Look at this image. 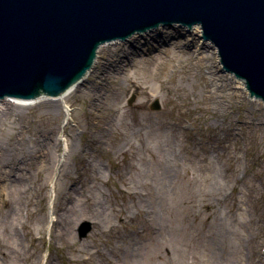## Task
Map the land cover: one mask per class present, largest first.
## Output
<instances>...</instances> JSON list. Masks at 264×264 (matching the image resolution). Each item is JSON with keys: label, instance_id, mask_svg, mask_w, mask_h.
Returning <instances> with one entry per match:
<instances>
[{"label": "rangeland", "instance_id": "obj_1", "mask_svg": "<svg viewBox=\"0 0 264 264\" xmlns=\"http://www.w3.org/2000/svg\"><path fill=\"white\" fill-rule=\"evenodd\" d=\"M175 26L162 27L169 37L161 44L160 64L149 62L151 38L133 42L139 56L125 62L127 74L106 84L112 108L120 110L111 118V108L92 104L99 85L94 72L64 103L6 107L0 146L8 154L13 147L26 149L9 159L26 158L29 173L21 182L27 191L20 201L25 225H18L17 264H207L211 258L218 264H264V105L220 72L219 57L207 52L198 63L192 56L174 57L176 46L194 40L188 27ZM172 40L176 46L167 52ZM96 69L100 74L102 60ZM211 72L226 80L218 106L205 90ZM155 101L160 110L151 109ZM50 142L52 152L43 147ZM43 150L51 159L40 157ZM57 159L69 160L66 173L54 169ZM87 164L100 169L96 179ZM77 177V185L100 189L96 199L113 214L74 219L73 237L59 239L53 222L57 209L65 211L58 204L67 202ZM82 206L92 209L94 202ZM123 214L126 224L119 220ZM85 221L93 228L81 238ZM130 240L140 246L138 258L129 252ZM96 249L100 253L91 261H81Z\"/></svg>", "mask_w": 264, "mask_h": 264}, {"label": "water", "instance_id": "obj_2", "mask_svg": "<svg viewBox=\"0 0 264 264\" xmlns=\"http://www.w3.org/2000/svg\"><path fill=\"white\" fill-rule=\"evenodd\" d=\"M174 21L200 23L224 66L264 100V0H0V100L58 96L101 44Z\"/></svg>", "mask_w": 264, "mask_h": 264}, {"label": "bare ground", "instance_id": "obj_3", "mask_svg": "<svg viewBox=\"0 0 264 264\" xmlns=\"http://www.w3.org/2000/svg\"><path fill=\"white\" fill-rule=\"evenodd\" d=\"M175 29H181L177 26H175ZM203 30L200 25H194L192 27V30L190 32V36H193L194 40H191L186 47H178L175 45V42L169 41L167 46H169L166 51L168 52L171 48L174 49V57L177 56H192L195 57L193 60V63H198L201 60H205L209 55L208 53H211L215 55L216 57H219L220 55L217 54L218 47L217 44L213 43H204L201 42V34ZM168 31L165 30L164 28H158L154 30V33L152 34H144V36H137L134 34L128 41L122 42L120 40H115V41H110L104 44H101L98 47V54L95 59L94 65L90 72H88L83 80L78 81L76 84L72 85L69 89L64 91L63 93L60 94V96L55 97V98H46L44 96H41L39 99L35 101H23V100H14V99H4L0 102V120L2 119V116L4 115L5 109L8 105L11 104H19L20 106H32L38 102H43L46 100L50 101H55L54 103L58 105L60 102H65L66 98L70 96L77 88H79L83 83L87 80L89 76L92 75V73H97V79H98V90L97 94L94 95V99L92 101L93 106L95 107H108L111 108L112 111L110 114H108L111 117L117 115L120 113L118 105L112 108L111 104L114 99L110 96L111 90H109V87L106 85H110V82L113 80L119 79L123 74H127L128 69L126 67V63L130 61L133 58H136L139 53V51L136 48H133L134 43L136 41H140V38H145V35L151 38L154 43H151L150 40H147L146 43L147 45L153 46L154 50L152 51L151 54L148 55L149 62L151 63H157L160 64L162 63V57L159 56L161 55L159 51L162 49H165L162 43H166V39L169 37L168 36ZM199 37V39H198ZM151 40V41H152ZM174 45V47L172 46ZM171 46V48H170ZM165 51V52H166ZM124 52V57L123 59H116L115 57L121 53ZM210 54V55H211ZM211 55V56H213ZM183 59V58H182ZM100 60H102V69L101 73L98 74L97 72V64L100 63ZM183 62V61H181ZM222 64V63H221ZM221 64L219 63V66L221 67ZM146 75L152 76L151 70H147ZM209 81L210 84L205 85V90L208 93V96L215 102L213 104L215 106L220 105L222 100L225 98V94L222 92L221 87L226 81L222 76L219 74H214L210 73L209 74ZM227 79H232L238 84V88L242 91L247 93L245 85L241 80L236 79L234 76H231V74H227ZM113 79V80H112ZM218 85H221L220 88ZM139 88V86H136ZM111 89V88H110ZM110 93V94H109ZM210 94L212 96H210ZM257 104L263 105L262 101H255ZM68 111V110H67ZM69 115V113H67ZM109 118V120H111ZM108 123V128L110 127ZM107 128H104V131H107ZM51 140V138H50ZM52 142V141H51ZM47 143L42 144L45 149H48L50 147L51 152H52V144ZM58 142V141H56ZM1 145V144H0ZM10 151V154L6 153L5 150L3 151L2 147L0 146V194L3 197L4 201V212L3 216L0 218V230H2L0 234V239L2 241L1 250L4 251L3 254V259L6 260V262H2V264H17L18 260L16 259V254H18V248L22 244V239L20 238V233L18 231V225L22 224V208H20V201L26 194L27 189H23L22 183L26 180H28V170H27V164H26V158H17L11 159L19 153H23L22 151H25L26 149H22L21 147H13ZM66 150V148H65ZM46 151L47 153L42 154L40 157L44 156L45 159H51V152L49 150H43ZM71 154L72 150L70 149ZM41 152V151H39ZM30 156H33L34 152L27 151ZM25 153V154H26ZM9 156L10 159H9ZM7 161H6V160ZM32 159V158H28ZM69 164V160L62 161V160H56L54 161V169L57 170V168H61V173H66L65 168ZM86 167H89L92 171H90L91 178L94 180L96 179L98 172L100 169H94V166L92 164H87ZM46 170L49 169L48 166L45 167ZM75 178V177H74ZM78 177L75 179V181H71V185L69 189H67L66 192V198L67 202H64V204H58V207L64 209L65 213L56 212V220L53 222V225L56 226V231H55V236L59 237V239H71L73 237V233L75 230V225H74V219H77L81 216H99L104 218H109V215L112 213L113 214V209H110V207L104 205L101 199H96L98 194V191L100 189L96 188L94 185H89L86 184L85 186L82 185H77L75 182L77 181ZM88 180V179H86ZM216 181V180H215ZM132 197V196H130ZM93 201L94 206L92 209L83 208L82 204L84 202L89 203ZM60 208V209H61ZM119 220L122 224L127 223V218L125 214L120 215ZM105 222V221H104ZM101 222H99L100 224ZM23 226L25 225L24 223L22 224ZM109 230H113L115 228V224L109 223L108 226L106 227ZM151 229H155L153 227H150ZM128 229V228H127ZM104 231V230H103ZM101 232V231H100ZM28 234V233H27ZM124 237V234H123ZM131 242L128 243V248L129 252L132 257L138 258L139 257V248L140 246L136 243H134V240H130ZM83 249V248H82ZM83 251V250H82ZM8 254H7V253ZM96 253H100V250L96 249L94 253H91L88 251L86 253V256L82 258V262H89L93 259L94 255ZM16 256V257H15ZM101 262V260H100ZM102 262L104 260L102 259ZM1 264V263H0ZM97 264V263H95ZM207 264H218L217 260L215 258H211L207 260Z\"/></svg>", "mask_w": 264, "mask_h": 264}]
</instances>
